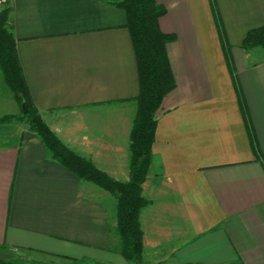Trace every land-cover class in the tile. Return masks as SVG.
Returning <instances> with one entry per match:
<instances>
[{"label":"crops","instance_id":"obj_1","mask_svg":"<svg viewBox=\"0 0 264 264\" xmlns=\"http://www.w3.org/2000/svg\"><path fill=\"white\" fill-rule=\"evenodd\" d=\"M120 0H12L10 25L32 102L61 143L115 181L129 177L138 95ZM176 87L156 112L141 186L144 264H264V50L246 33L264 0H156ZM243 101V108L239 98ZM23 114L0 72V119ZM115 200L54 160L24 122H0V261L129 264Z\"/></svg>","mask_w":264,"mask_h":264},{"label":"trees","instance_id":"obj_2","mask_svg":"<svg viewBox=\"0 0 264 264\" xmlns=\"http://www.w3.org/2000/svg\"><path fill=\"white\" fill-rule=\"evenodd\" d=\"M218 35L224 51L226 39L220 23L215 0H209ZM125 14L127 28L136 60L138 95L133 99L136 112L129 135V177L126 182L115 181L94 165L68 150L48 128L34 106L22 67L16 39L10 25V6L0 10V72L6 88L16 102L26 104V112L19 117L6 116L0 122L17 120L28 125L43 141L51 157L79 179L92 183L112 195L115 200V231L120 239V254L129 264H144L142 259V231L139 224L141 210L148 201L141 196L146 178L156 129V112L162 100L175 87L166 46L173 35L160 31L158 20L166 10L156 0H120L114 3ZM246 52L264 50V24L248 31L240 44ZM227 56V51H225ZM243 108V101L239 98ZM0 264H13L0 261Z\"/></svg>","mask_w":264,"mask_h":264},{"label":"rangeland","instance_id":"obj_3","mask_svg":"<svg viewBox=\"0 0 264 264\" xmlns=\"http://www.w3.org/2000/svg\"><path fill=\"white\" fill-rule=\"evenodd\" d=\"M10 92V91H9ZM11 93V92H10ZM18 104V103H17ZM19 105V104H18ZM20 106V105H19ZM21 107V106H20ZM85 256L83 259V262H80L81 264H103V262L100 259V254H94V255H89L87 253H84ZM58 264H62L60 262H58Z\"/></svg>","mask_w":264,"mask_h":264},{"label":"built area","instance_id":"obj_4","mask_svg":"<svg viewBox=\"0 0 264 264\" xmlns=\"http://www.w3.org/2000/svg\"><path fill=\"white\" fill-rule=\"evenodd\" d=\"M12 0H0V10L4 9L7 5L10 6Z\"/></svg>","mask_w":264,"mask_h":264},{"label":"water","instance_id":"obj_5","mask_svg":"<svg viewBox=\"0 0 264 264\" xmlns=\"http://www.w3.org/2000/svg\"><path fill=\"white\" fill-rule=\"evenodd\" d=\"M21 109L23 113L26 112V104L24 102L21 103Z\"/></svg>","mask_w":264,"mask_h":264}]
</instances>
